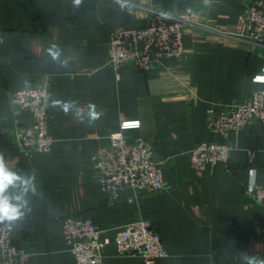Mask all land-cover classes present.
<instances>
[{"label":"crops","instance_id":"crops-1","mask_svg":"<svg viewBox=\"0 0 264 264\" xmlns=\"http://www.w3.org/2000/svg\"><path fill=\"white\" fill-rule=\"evenodd\" d=\"M251 0H0V153L9 170L34 176L35 191L19 186L27 206L13 237L31 252L30 264H78L64 232L67 215L92 216L114 237L128 223L149 219L169 254L156 264H248L264 259V204L246 191L250 167L264 183V122L252 120L237 135L210 130V109L221 113L244 102L264 82V44L244 34ZM151 8L193 10L185 27L184 53L139 71L116 68L109 38L149 20ZM59 53L56 59L50 51ZM49 80L48 152H28L15 140L18 115L13 93ZM75 101L67 114L52 101ZM95 105L99 118H89ZM139 125L122 128L123 121ZM144 137L153 145L168 187L135 195L126 187L117 199L97 179L95 155L109 150L111 134ZM232 144L228 161L196 166L192 150L205 141ZM252 151V153L250 152ZM18 183V182H17ZM16 203L15 200L11 201ZM101 264H146L140 256L104 247Z\"/></svg>","mask_w":264,"mask_h":264},{"label":"built area","instance_id":"built-area-1","mask_svg":"<svg viewBox=\"0 0 264 264\" xmlns=\"http://www.w3.org/2000/svg\"><path fill=\"white\" fill-rule=\"evenodd\" d=\"M150 10L149 20L110 35L108 61L111 65L118 68L130 64L139 71H146L160 66L163 57L178 58L184 53V28L192 22L194 9L179 13L159 8ZM244 20V34L254 42L264 44V0H251ZM3 41L4 34L0 31V70ZM258 75L264 76V72ZM49 86L46 79L41 85L13 93L16 114L31 118L29 123L18 120L15 126V140L25 151L48 152L54 143L47 125ZM207 117L210 130L226 137L237 135L252 120L264 122V88L253 90L246 101L221 113L210 109ZM139 124V120L123 121L122 128ZM234 149L232 144L205 141L192 150V159L202 168L208 162L228 161ZM154 155L152 143L144 137L128 139L123 129L116 131L111 134L109 150L95 155L97 179L113 199H117L126 187L134 188L135 195L163 191L168 184ZM249 173L246 191L253 201L264 204V183L257 181L255 167H250ZM63 222L69 249L78 264H101L104 247L109 243L115 244L120 255L140 256L146 264H156L159 257L169 254L162 236L149 219L121 226L114 237L107 235L106 229L89 215H67ZM14 225L15 221L0 223V264H30L32 252L16 242Z\"/></svg>","mask_w":264,"mask_h":264},{"label":"clouds","instance_id":"clouds-1","mask_svg":"<svg viewBox=\"0 0 264 264\" xmlns=\"http://www.w3.org/2000/svg\"><path fill=\"white\" fill-rule=\"evenodd\" d=\"M79 3L80 0H74L75 5H79ZM49 51L53 59L58 57V52L52 50ZM261 71L264 72V69ZM254 82H264V76L258 75L254 77ZM75 104V101H52L53 107H61L65 114H67L70 109L74 108ZM88 115L91 120H96L99 118L100 114L95 111V105L89 106ZM34 180V176L22 177L9 170L5 163L3 153H0V223L5 221L13 222L19 220L24 216V212L21 209L27 206V201L24 199L23 194L15 196L6 195L8 189L10 187L19 186L22 189V193L26 194L30 189L34 192ZM12 200H15L16 203H12ZM244 258L248 260V264H264V259H258L256 257L248 258L247 256Z\"/></svg>","mask_w":264,"mask_h":264},{"label":"rangeland","instance_id":"rangeland-1","mask_svg":"<svg viewBox=\"0 0 264 264\" xmlns=\"http://www.w3.org/2000/svg\"><path fill=\"white\" fill-rule=\"evenodd\" d=\"M193 21V20H192ZM190 23V22H189ZM188 24V23H187ZM187 24L185 25V27L187 26ZM184 31H185V28H184ZM208 116V115H207ZM207 121H208V117H207Z\"/></svg>","mask_w":264,"mask_h":264}]
</instances>
